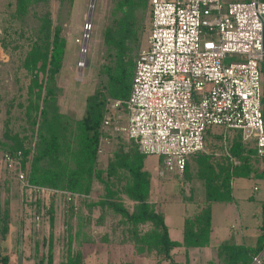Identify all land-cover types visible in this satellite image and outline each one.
<instances>
[{"label": "trees", "instance_id": "obj_1", "mask_svg": "<svg viewBox=\"0 0 264 264\" xmlns=\"http://www.w3.org/2000/svg\"><path fill=\"white\" fill-rule=\"evenodd\" d=\"M36 1L40 0H15L12 15L22 19ZM73 1L69 0L71 4ZM44 14L45 23L39 26L36 39L25 56V65L32 74L26 111L31 135L7 133L13 141H2L0 149L11 152L21 161L31 184L51 189L57 194L70 191L74 195L71 201L79 197L86 198L94 179L99 178L105 183L106 194L90 202L91 205L107 206L121 214L122 221L129 225V239L136 244L139 252L156 255L157 261L185 264L177 261L174 249L181 245L189 248L210 243L212 202L234 198V179L252 180L253 191H256L254 186L264 187V154H259L254 144L243 140L241 129L209 126L205 132L204 149L190 155L196 160L197 176L204 184L205 198L197 206L198 209L186 217L183 241L173 239L164 212L150 199L151 172L145 163L148 154L140 151L134 139L113 131L112 137L123 143L127 141L130 146H121L109 158L106 169L98 166V147L108 99L111 96L125 100L129 96L136 59L147 30V17L148 34L150 31V0H113L111 19L102 31L106 50L105 60L98 72L102 78L101 84L87 95L84 112L79 117L62 110L58 101V89L54 81L61 70L66 38L62 35V23L53 24L50 7ZM32 31L34 38L36 29ZM125 104L122 102L119 107L110 110L113 112ZM190 168L191 161L188 160L184 170L186 176H190ZM104 171L107 176H102ZM11 173L16 177L15 172ZM3 180L10 186L12 179L4 175ZM24 191L29 189L26 187ZM124 194L135 202L133 209L126 206L124 199H120ZM255 197L254 193L250 195L252 199ZM49 211L53 219L52 206ZM259 215L260 233L256 245L223 241L218 248L219 264H249L264 248V199H260ZM11 220L10 204L7 202L4 205L0 200V234L3 239L10 230ZM146 223L152 227L142 230L141 224ZM53 257L50 244L47 261L43 257L36 264H53ZM186 260L188 263V254ZM0 264H10V255L1 250ZM62 264H84L83 252L69 248L67 260ZM211 264L217 263L211 261Z\"/></svg>", "mask_w": 264, "mask_h": 264}, {"label": "rangeland", "instance_id": "obj_2", "mask_svg": "<svg viewBox=\"0 0 264 264\" xmlns=\"http://www.w3.org/2000/svg\"><path fill=\"white\" fill-rule=\"evenodd\" d=\"M231 1L245 0H221L225 5ZM90 3L91 0H74L72 4L69 0H40L32 3L31 9L22 19H17L12 15L15 0H0V144L2 141H13L8 138L7 133L31 135L26 111L32 74L25 65V56L36 39L39 26L45 23L44 13L49 7L53 24L62 23V35L66 38L61 70L54 81L58 89V101L62 110L78 117L83 114L87 95L101 84L102 78L98 72L105 60L106 50L102 31L111 19L113 0H95L91 20ZM213 7L216 13V7ZM148 28L149 17L141 48L147 44ZM32 29H36L34 38ZM241 60L244 59L239 53L226 56L227 63ZM261 65L264 76V61ZM113 115L114 125H127V104L120 109H114ZM103 133V137L108 138L100 139L98 166L106 169L109 158L114 156L121 146L128 148L130 144L127 141L123 143L109 133ZM2 152L0 149V156ZM161 159L163 156L158 154L147 155L146 161L153 163L149 166L153 176L150 199L166 213L172 235L179 237L183 231L185 215L196 211L198 208L194 209L195 202L205 198V187L197 176L194 157L188 156L191 161L190 176H186L185 172L168 169ZM11 172L14 171L0 164V200L4 205L7 202L10 204L12 218L6 238H1L0 234V250L10 255V264H18L21 229L24 235L23 264H36L43 257L47 261L50 244L53 248V264L65 262L69 248L83 252L84 264H172L168 261H157L156 255L139 252L136 244L129 239V225L122 221L121 214L107 206L91 205L90 202H95L106 194L105 183L99 178L94 179L90 194L86 198L79 197L71 201L68 196L74 195L67 193L70 191L62 193V189V194L50 190L24 191L22 182ZM4 175L12 179L10 186L3 180ZM102 176H107V173L104 171ZM252 185V180L248 178H237L234 189L236 200H220L213 203L216 225L223 227L233 222L239 224L238 208H246L247 195L254 193L258 199L264 196L263 186L253 191ZM120 199H124L130 209L134 208L135 202L125 194ZM51 206L53 219L49 211ZM151 227L150 223L141 224L142 230ZM177 250H181V255L176 256V259L190 264V261L187 263L184 249ZM263 252L264 248L258 253H262V264Z\"/></svg>", "mask_w": 264, "mask_h": 264}, {"label": "built area", "instance_id": "obj_3", "mask_svg": "<svg viewBox=\"0 0 264 264\" xmlns=\"http://www.w3.org/2000/svg\"><path fill=\"white\" fill-rule=\"evenodd\" d=\"M150 4V31L136 59L129 96L108 99L103 132L123 133L142 153L163 156L165 166L180 173L188 156L204 149L209 126L241 129L243 140L264 154V0ZM231 53L244 60L227 63ZM122 102L128 106L129 122L117 126L110 108ZM0 164L15 172L23 189L53 192L31 184L11 152H2ZM253 264H261V254L253 257Z\"/></svg>", "mask_w": 264, "mask_h": 264}, {"label": "crops", "instance_id": "obj_4", "mask_svg": "<svg viewBox=\"0 0 264 264\" xmlns=\"http://www.w3.org/2000/svg\"><path fill=\"white\" fill-rule=\"evenodd\" d=\"M146 160H147V158H146ZM145 163H146V168L151 172L149 166L152 165L153 163H149L147 161H145ZM236 179H234V181H233L234 189H235ZM152 186H153V176H152V172H151L150 196L152 193ZM254 189L259 190L260 188H257V186H254ZM233 194H234L233 199L225 200V201H228V202L234 201V199L236 198L234 191H233ZM250 195L251 194H248L247 197L245 198L248 202V204H246V206H245L246 208H244V209L238 208L239 213H240L239 224L233 222V223H230L229 225H225L223 227L218 226L214 223L213 203L215 201H213L212 202V229H211V233H210V243L208 245H204V246H191L189 248H186L183 245L178 246L174 249L175 257L178 255H181L180 254L181 250L179 251L177 249L182 248V249H184V252H185L184 255L186 256L188 254L190 264L191 263H193V264H211V261H214L217 264H219L220 263V256H219L218 248L223 241L230 240V241H233L234 244H244L246 246H248V245L255 246L257 243L259 233H260V229H259V223H260L259 203H260V199H264V196L260 199H258L257 197H255L256 199H252V198H250ZM203 200H204V198L202 200L195 202L194 209L197 208V206ZM191 213H193V211L185 215L184 224H185L186 217L188 215H190ZM164 214H165V218H166V222H167L166 213H164ZM182 230L183 231H182L181 236L174 237L172 235L171 229L169 227L171 237L173 239H176L179 241H183V239H184V226H183ZM260 254L262 255V253H260ZM177 261L184 263L183 261H180L178 259H177ZM160 262L167 263V261H165V260H162ZM249 264H252V261ZM261 264H262V257H261Z\"/></svg>", "mask_w": 264, "mask_h": 264}, {"label": "water", "instance_id": "obj_5", "mask_svg": "<svg viewBox=\"0 0 264 264\" xmlns=\"http://www.w3.org/2000/svg\"><path fill=\"white\" fill-rule=\"evenodd\" d=\"M94 1L91 0L90 3V12H89V19L91 20V15H92V8L94 6ZM24 235H23V230H20V237H19V253H18V264H23V259H24Z\"/></svg>", "mask_w": 264, "mask_h": 264}, {"label": "bare ground", "instance_id": "obj_6", "mask_svg": "<svg viewBox=\"0 0 264 264\" xmlns=\"http://www.w3.org/2000/svg\"><path fill=\"white\" fill-rule=\"evenodd\" d=\"M83 64V62L81 63V65Z\"/></svg>", "mask_w": 264, "mask_h": 264}, {"label": "flooded vegetation", "instance_id": "obj_7", "mask_svg": "<svg viewBox=\"0 0 264 264\" xmlns=\"http://www.w3.org/2000/svg\"><path fill=\"white\" fill-rule=\"evenodd\" d=\"M1 249V248H0Z\"/></svg>", "mask_w": 264, "mask_h": 264}]
</instances>
